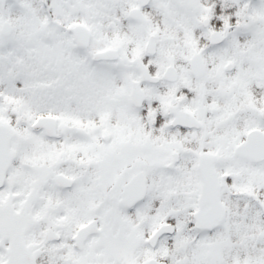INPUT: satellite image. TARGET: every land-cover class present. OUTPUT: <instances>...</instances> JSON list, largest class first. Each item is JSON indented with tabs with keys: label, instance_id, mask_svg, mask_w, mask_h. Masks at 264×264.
Masks as SVG:
<instances>
[{
	"label": "snow or ice",
	"instance_id": "snow-or-ice-1",
	"mask_svg": "<svg viewBox=\"0 0 264 264\" xmlns=\"http://www.w3.org/2000/svg\"><path fill=\"white\" fill-rule=\"evenodd\" d=\"M0 264H264V0H0Z\"/></svg>",
	"mask_w": 264,
	"mask_h": 264
}]
</instances>
